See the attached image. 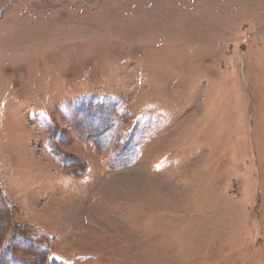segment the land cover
<instances>
[{"label": "rangeland", "instance_id": "374dc122", "mask_svg": "<svg viewBox=\"0 0 264 264\" xmlns=\"http://www.w3.org/2000/svg\"><path fill=\"white\" fill-rule=\"evenodd\" d=\"M0 195L64 264H264V0H0Z\"/></svg>", "mask_w": 264, "mask_h": 264}, {"label": "trees", "instance_id": "16d2710c", "mask_svg": "<svg viewBox=\"0 0 264 264\" xmlns=\"http://www.w3.org/2000/svg\"><path fill=\"white\" fill-rule=\"evenodd\" d=\"M105 126L106 122L101 125L98 131L99 135L105 133ZM92 132L94 131L92 130ZM114 149L112 148L110 151ZM0 196V213L3 212L6 215V218L4 215H0V264H64L56 259L50 251L53 237L48 235L29 236L26 228L20 225L17 218L15 219L14 206L4 195ZM19 249L29 250L26 252L28 254L26 259L19 253Z\"/></svg>", "mask_w": 264, "mask_h": 264}]
</instances>
